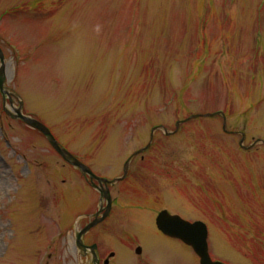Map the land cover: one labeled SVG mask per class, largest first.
<instances>
[{
	"label": "rangeland",
	"instance_id": "obj_1",
	"mask_svg": "<svg viewBox=\"0 0 264 264\" xmlns=\"http://www.w3.org/2000/svg\"><path fill=\"white\" fill-rule=\"evenodd\" d=\"M2 16L9 92L99 175L118 174L155 126L225 115L228 133L221 117L156 132L90 243L106 256L142 227L125 222L152 227L168 211L205 221L217 259L264 264V145L239 146L264 141V0H0ZM62 166L0 96V264L83 263L71 230L46 251L77 222L72 206L94 213L99 198ZM150 227L137 231L149 261L195 264Z\"/></svg>",
	"mask_w": 264,
	"mask_h": 264
},
{
	"label": "flooded vegetation",
	"instance_id": "obj_2",
	"mask_svg": "<svg viewBox=\"0 0 264 264\" xmlns=\"http://www.w3.org/2000/svg\"><path fill=\"white\" fill-rule=\"evenodd\" d=\"M80 159H81V162L83 164L87 165L85 163L84 158L80 157ZM140 159H143V158L141 157ZM78 173L79 172H77V175L80 176ZM73 174H74V176H76V173L74 171H73ZM82 181H83L82 184L84 183L83 185L87 186V188L89 190H90V188H92V186H94V187H96V188H98L100 190H103V189L107 188L106 185L99 184L96 181L91 182L88 179V177H86V178L83 177ZM83 201H84V197H83ZM112 204H113V201H112ZM97 206H98V208H97L96 213H99L100 209H103L105 207V202L104 201H102V202L99 201ZM87 208H89V206L86 207V209ZM96 213H94V214H96ZM94 214H88V217H84V218H86L90 222V219H91L90 216H93V219H94L95 218ZM99 217H100V214L98 215V218ZM86 223H88V222H86ZM103 223H105V222H102L97 227L101 226ZM135 223L136 224L139 223L140 225H142V227H140L139 229L150 227L149 225H145L143 222H132V223L131 222H125L124 225H125V228L127 226V229H129L130 226L135 225ZM84 225L82 227H84ZM151 226H152V224H151ZM153 226H154V228H153ZM153 226L150 227V228L155 233V235L157 234L159 237H161V238H163L165 240H168L170 242H174V243L182 246L183 248H185L189 252L190 256L193 257L194 262L196 264V260H195V258L193 256V253L189 250L190 248L188 249L187 246H185L183 243H181L180 241H178L176 239H172V238H169V237L163 235L157 229L155 221L153 223ZM82 227H79V229H82ZM96 228H94V229H96ZM94 229L90 230L85 236L82 237V243L87 248H84V249L82 248V250H78L77 247L75 246V241H74L73 238H72V241L70 242V245L68 244L69 254L73 258L74 257L79 258L83 262L82 264H93L95 261L98 264H154L152 261L148 260V257L146 255L145 246L143 245V243L141 244L140 243L141 241H139L138 238H137V231L139 230V229H137V227L135 229V234L133 235V237L124 236V239H122L123 243L113 244V247H111L112 251L110 253H108L106 256L100 251V246H99L98 243H96L95 241L91 242V243L89 242V237H88L89 233L94 231ZM136 241L139 242L140 244L137 245L136 247H132L131 244L133 242H136ZM92 245H96V249L93 250V251L88 249ZM69 246L71 248V252L69 250ZM157 264H158V262H157Z\"/></svg>",
	"mask_w": 264,
	"mask_h": 264
},
{
	"label": "water",
	"instance_id": "obj_3",
	"mask_svg": "<svg viewBox=\"0 0 264 264\" xmlns=\"http://www.w3.org/2000/svg\"><path fill=\"white\" fill-rule=\"evenodd\" d=\"M0 90L3 92V87H4V65H3V57L2 54L0 52ZM15 113L17 114V116L15 118H18L20 120H22L25 124L29 125L30 127L38 130L39 132H41L45 138L48 140V142L50 143V145L65 159L68 160V155L66 153H64V151H61L57 144L56 141L53 139V137L50 135V133L39 123L30 120L28 118H25L22 116L20 109L15 110ZM69 161V160H68ZM75 164V163H74ZM91 227V226H90ZM88 227V228H90ZM183 231L182 235L181 232ZM190 231V228H187V230L183 229H176V232L178 233V236H181V238H188V233ZM205 236L203 238L202 243H193L192 245L194 246L195 250L197 251V253L201 256L202 258V264H208L207 262V258H206V251H205Z\"/></svg>",
	"mask_w": 264,
	"mask_h": 264
}]
</instances>
